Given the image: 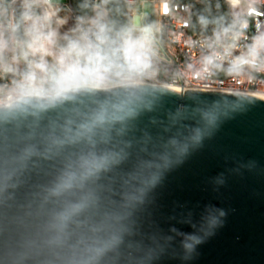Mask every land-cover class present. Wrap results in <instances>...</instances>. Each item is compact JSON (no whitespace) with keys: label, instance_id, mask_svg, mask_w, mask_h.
I'll use <instances>...</instances> for the list:
<instances>
[{"label":"clouds","instance_id":"9594fccd","mask_svg":"<svg viewBox=\"0 0 264 264\" xmlns=\"http://www.w3.org/2000/svg\"><path fill=\"white\" fill-rule=\"evenodd\" d=\"M42 2L13 0L18 8L7 15L0 7V264H151L165 251L161 242L177 238L192 253L222 226L223 210L206 205L198 221H183L188 233L175 226L146 233L142 216L165 174L202 144L203 120L225 99L190 97L165 116L169 127L179 125L175 135L149 149L145 133L133 153L132 122L168 93L146 90L158 74L153 23L113 18L103 0L54 31ZM247 20L200 16L210 35L193 70L231 67L240 55L227 51L231 34ZM257 41L264 27L247 45L264 66ZM237 101L244 103L228 100ZM184 109L196 118L184 119ZM47 169L50 178L37 182Z\"/></svg>","mask_w":264,"mask_h":264},{"label":"water","instance_id":"95a60500","mask_svg":"<svg viewBox=\"0 0 264 264\" xmlns=\"http://www.w3.org/2000/svg\"><path fill=\"white\" fill-rule=\"evenodd\" d=\"M150 21V17H147ZM158 95L168 93L155 111L145 112L131 124L127 139L132 152L141 147L143 134L150 135L148 148L177 133L165 116L170 110L191 104V98L225 99L201 124L202 144L192 149L183 162L168 171L150 194L151 203L142 216L147 232L168 233L170 226L192 232L183 221H198L206 205H214L226 215L214 234L204 238L192 253H186L179 238L163 241L165 251L151 264H264V97L218 91L174 89L148 84L146 89ZM239 99L235 103L228 100ZM198 103H202L198 101ZM184 119L196 118L184 109ZM154 119L155 123L150 121ZM211 121V122H209ZM166 128L168 130H166ZM47 169L36 177L46 182ZM222 179L223 183H217Z\"/></svg>","mask_w":264,"mask_h":264},{"label":"built area","instance_id":"2783aa9c","mask_svg":"<svg viewBox=\"0 0 264 264\" xmlns=\"http://www.w3.org/2000/svg\"><path fill=\"white\" fill-rule=\"evenodd\" d=\"M102 0H90L92 4L101 3ZM125 2V16L137 18L141 21H150L154 25L157 36L158 74L155 81L148 84L165 86L176 91L202 90L226 93L264 95V66H257L255 50H247L251 38L264 27V0H226L234 8V16L246 15L248 20L231 34L234 47L227 50L231 55L240 54L239 59L231 61L227 70L203 72L193 70L201 55L200 44L205 42L208 33L193 31V4L200 0H123ZM151 3L152 12L145 14L146 2ZM142 4L143 11L136 14V4ZM11 13L18 8L13 0H3L0 6ZM51 30L53 22L63 23L70 18L76 23V12L73 0L54 2L43 0L40 5ZM106 8V7H105ZM258 47H264V41H257ZM47 47V45H46ZM42 49L41 51H43ZM247 51V55L241 53ZM227 61L229 57H220ZM247 61V67L241 65Z\"/></svg>","mask_w":264,"mask_h":264},{"label":"trees","instance_id":"16d2710c","mask_svg":"<svg viewBox=\"0 0 264 264\" xmlns=\"http://www.w3.org/2000/svg\"><path fill=\"white\" fill-rule=\"evenodd\" d=\"M76 12L87 17L90 14L89 4L90 0H73ZM103 3V0L101 1ZM106 9L110 12L113 18L123 19L125 17V2L123 0H108L105 4ZM234 8L226 0H200L193 4V31L198 33L205 32L200 24V16H208L210 18L231 19L234 16Z\"/></svg>","mask_w":264,"mask_h":264},{"label":"rangeland","instance_id":"374dc122","mask_svg":"<svg viewBox=\"0 0 264 264\" xmlns=\"http://www.w3.org/2000/svg\"><path fill=\"white\" fill-rule=\"evenodd\" d=\"M53 1L54 2H66L67 0H53ZM141 11H143L142 4L137 3L136 7H135L136 14L141 13ZM144 12H145V14H150L152 12L151 3H149L148 1L145 3ZM52 24H53V27H54L55 30H59L60 32H64L69 27H71L74 24V22L70 18L67 17V18L64 19L63 23H55V22H53Z\"/></svg>","mask_w":264,"mask_h":264},{"label":"bare ground","instance_id":"6f19581e","mask_svg":"<svg viewBox=\"0 0 264 264\" xmlns=\"http://www.w3.org/2000/svg\"><path fill=\"white\" fill-rule=\"evenodd\" d=\"M259 96H262V97H264V95H259Z\"/></svg>","mask_w":264,"mask_h":264}]
</instances>
